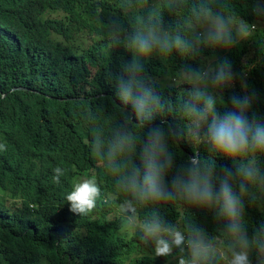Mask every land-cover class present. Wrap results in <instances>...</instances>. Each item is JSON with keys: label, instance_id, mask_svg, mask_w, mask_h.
Masks as SVG:
<instances>
[{"label": "clouds", "instance_id": "obj_1", "mask_svg": "<svg viewBox=\"0 0 264 264\" xmlns=\"http://www.w3.org/2000/svg\"><path fill=\"white\" fill-rule=\"evenodd\" d=\"M113 2L115 12L100 17L108 46L131 55L98 94L114 112L86 111L91 141L63 145L57 122L11 106L6 97L20 87L0 90V181L59 194L58 211L96 224L112 236L96 242L119 251L134 246L163 264H264V119L249 118L258 85L247 79L264 56L256 30L264 21L246 23L232 0ZM253 11L264 17V2ZM249 38L240 74L219 51L234 53ZM154 57L162 71L148 75ZM86 63L92 79L98 67ZM0 187L18 213L23 187L17 195Z\"/></svg>", "mask_w": 264, "mask_h": 264}, {"label": "trees", "instance_id": "obj_2", "mask_svg": "<svg viewBox=\"0 0 264 264\" xmlns=\"http://www.w3.org/2000/svg\"><path fill=\"white\" fill-rule=\"evenodd\" d=\"M254 3L255 0H232L234 9L248 24L264 21L254 13ZM115 10L113 0H0V90L20 87L6 97L11 106L42 125L57 122L59 143L63 145L91 141L86 111H99L101 115L104 111L114 112L107 96L98 94L105 89L109 73L120 70L122 62L131 59L123 47L110 50L108 46L100 17ZM256 30L264 37V28L258 25ZM52 32L61 40L53 39ZM91 34L94 42L84 46L83 40ZM249 41L250 38L238 45L234 53L219 51L240 74V58L243 52H249ZM87 60L98 67L92 79ZM254 61L247 79L256 82L258 89L249 94L255 97L249 118L254 112L264 119V56ZM161 64L154 57L148 67L144 65L145 72L159 73ZM77 69L84 73L89 89L76 78ZM81 98L85 104L79 102ZM168 122L175 121L169 116ZM223 166L232 167V163ZM0 184L13 195L22 186L26 200L18 213L0 208V264H49L45 260L51 264H163L150 253L142 256L134 246L126 252L100 245L96 241L101 236L107 245L112 236L103 235L96 224L85 219L72 224L66 212L58 211L62 197L55 192L38 191L21 180ZM27 201L36 203L37 208L32 210ZM252 260L256 262L255 255Z\"/></svg>", "mask_w": 264, "mask_h": 264}, {"label": "rangeland", "instance_id": "obj_3", "mask_svg": "<svg viewBox=\"0 0 264 264\" xmlns=\"http://www.w3.org/2000/svg\"><path fill=\"white\" fill-rule=\"evenodd\" d=\"M0 208L7 209L10 212L14 211V200L8 192L0 187Z\"/></svg>", "mask_w": 264, "mask_h": 264}]
</instances>
